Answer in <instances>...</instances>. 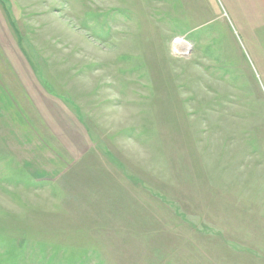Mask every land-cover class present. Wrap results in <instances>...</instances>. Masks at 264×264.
Masks as SVG:
<instances>
[{
	"label": "rangeland",
	"instance_id": "rangeland-1",
	"mask_svg": "<svg viewBox=\"0 0 264 264\" xmlns=\"http://www.w3.org/2000/svg\"><path fill=\"white\" fill-rule=\"evenodd\" d=\"M21 59L92 146L29 170L0 111V264H264V0H0Z\"/></svg>",
	"mask_w": 264,
	"mask_h": 264
},
{
	"label": "crops",
	"instance_id": "crops-1",
	"mask_svg": "<svg viewBox=\"0 0 264 264\" xmlns=\"http://www.w3.org/2000/svg\"><path fill=\"white\" fill-rule=\"evenodd\" d=\"M11 63L9 67L0 64L5 135L23 150V167L60 176L89 152L90 135L64 100L40 83L28 64L22 59L17 62L21 67Z\"/></svg>",
	"mask_w": 264,
	"mask_h": 264
},
{
	"label": "bare ground",
	"instance_id": "bare-ground-1",
	"mask_svg": "<svg viewBox=\"0 0 264 264\" xmlns=\"http://www.w3.org/2000/svg\"><path fill=\"white\" fill-rule=\"evenodd\" d=\"M182 40V39H181ZM177 41V40H176ZM186 42V41H185ZM179 45L181 44H183L184 42L183 41H179V42H177ZM186 46V45H185ZM187 47V46H186Z\"/></svg>",
	"mask_w": 264,
	"mask_h": 264
}]
</instances>
